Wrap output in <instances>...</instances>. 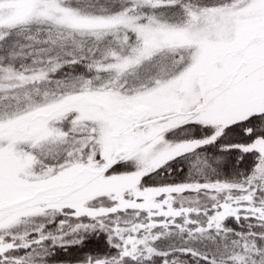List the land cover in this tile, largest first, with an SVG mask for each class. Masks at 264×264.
Instances as JSON below:
<instances>
[{"label":"snow or ice","instance_id":"6c2138e0","mask_svg":"<svg viewBox=\"0 0 264 264\" xmlns=\"http://www.w3.org/2000/svg\"><path fill=\"white\" fill-rule=\"evenodd\" d=\"M0 264H264V0H0Z\"/></svg>","mask_w":264,"mask_h":264}]
</instances>
